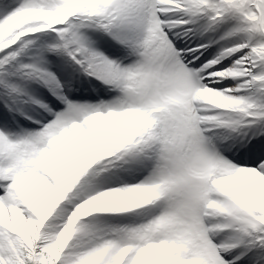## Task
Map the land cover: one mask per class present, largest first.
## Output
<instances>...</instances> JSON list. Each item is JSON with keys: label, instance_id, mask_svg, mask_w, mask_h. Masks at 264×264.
Returning <instances> with one entry per match:
<instances>
[{"label": "snow or ice", "instance_id": "1", "mask_svg": "<svg viewBox=\"0 0 264 264\" xmlns=\"http://www.w3.org/2000/svg\"><path fill=\"white\" fill-rule=\"evenodd\" d=\"M0 264H264V0H0Z\"/></svg>", "mask_w": 264, "mask_h": 264}]
</instances>
